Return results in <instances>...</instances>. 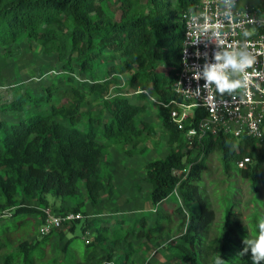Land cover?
I'll use <instances>...</instances> for the list:
<instances>
[{"label":"trees","instance_id":"trees-1","mask_svg":"<svg viewBox=\"0 0 264 264\" xmlns=\"http://www.w3.org/2000/svg\"><path fill=\"white\" fill-rule=\"evenodd\" d=\"M115 1L119 18L108 0H0V47L28 38L60 62L56 75L36 83L37 91L28 85L0 98V264H117L108 245L162 239L166 231L171 240L163 247L172 264H253L251 253L241 252L264 219L261 138L190 137L188 130L203 112L181 129L171 117L172 106L164 105L180 99L173 88L185 13L201 0ZM119 77L124 88L139 90L142 102L132 101L127 91L109 95L114 84H122ZM145 99L157 105L169 134L167 155L145 164L152 218L97 223L91 240L84 238L92 225L77 219L68 223L70 229H56L55 253L56 230L36 232L33 215L46 217L36 202L49 206L53 199L54 205L73 204L72 211L82 213L87 201L97 205L103 193L112 196V149L143 154L155 134V125L144 119ZM245 158L249 161L240 167ZM173 194L182 204L178 223L160 208Z\"/></svg>","mask_w":264,"mask_h":264},{"label":"built area","instance_id":"built-area-1","mask_svg":"<svg viewBox=\"0 0 264 264\" xmlns=\"http://www.w3.org/2000/svg\"><path fill=\"white\" fill-rule=\"evenodd\" d=\"M249 1L201 0L185 13L181 67L173 88L180 99L164 105L172 106L171 117L181 129L186 121H193L199 111L203 112L198 125L188 130L190 137L200 140L224 133L238 138H263L264 15L249 6ZM224 51L245 52L250 59L248 67L242 70L226 69L228 78L238 81L240 86L220 93L214 85L204 88L205 80L195 78L194 73L206 63H215V54ZM246 161L249 158L240 161L239 166ZM82 217L81 212L48 211L40 233L48 234Z\"/></svg>","mask_w":264,"mask_h":264},{"label":"rangeland","instance_id":"rangeland-1","mask_svg":"<svg viewBox=\"0 0 264 264\" xmlns=\"http://www.w3.org/2000/svg\"><path fill=\"white\" fill-rule=\"evenodd\" d=\"M249 4V6H251L255 11H258L260 15H264V0H250ZM107 6L116 18L120 17L121 11L119 9V3L115 0H108ZM54 67H56V70L53 69ZM161 67L163 72H168L167 66L162 65ZM59 68L60 62L58 61L56 54L31 39L25 38L12 46L6 48L0 47V98L2 95L4 97L7 95L9 98L15 96L17 89L23 91L28 85H31L34 91H37V89H35L36 83L45 81L51 75H56ZM41 72L46 73L43 76H40ZM87 77L88 76H86V78ZM81 79L82 78L77 77V81H82ZM117 81L122 84H114L110 89L109 95H113L114 93L120 91H127V95L132 101L142 102L139 98H137L139 91L136 87L129 89L124 88L125 80L123 77H119V80L117 79ZM92 99H94L95 104L99 103L96 96ZM145 100L143 101L147 103L148 110L144 119L155 125V134L149 143V150L143 154H137V156L130 157L112 149V151H114L112 167L114 172V181H116V189L112 195L113 197L107 193L98 202V206L92 205L90 201H87L82 210L83 221L78 222L79 224L82 223L81 225H83L86 222L87 225L91 224L94 220L93 217L98 216L105 218L109 217L108 220L130 218L131 222L143 215L147 217L151 216V211H153L154 206L150 201L149 194L152 188L151 185L144 179L145 164L152 159L167 155L169 152V134L167 129L162 126L157 105L147 99ZM259 143L264 150V135L263 138L260 139ZM195 154L196 151L193 152L192 156ZM50 200L51 204L49 206L41 205L37 202L35 206L42 209L45 215H47L48 211H52L56 214L69 210L72 211L74 206L73 204H61L60 202H57V205H54L53 199ZM181 205L179 196L177 194H173L169 199L160 205V208L166 213H171L174 222L178 223L181 219V215L177 209L181 207ZM111 214L116 216H112ZM33 217L37 223L36 232L39 235H42L40 233V227L46 217L39 214H35ZM64 225L70 229L73 224L64 223ZM95 225L96 224L93 226ZM113 230L112 225H110L108 231L112 232ZM59 231L56 230L54 232L56 238L52 242V249L55 253L60 248V241L58 240ZM77 232L78 237H84L82 230ZM88 232V234H85L84 239L91 240L94 235L91 230H88ZM118 233L120 236L123 235L122 232ZM162 235L164 237L162 239L155 238L141 240L133 238L131 242L128 243L123 241L119 246H116L115 244L108 245V256H111L117 264H172L167 260L165 247H163L164 244L171 240V234L166 231ZM112 247H117L118 249L122 248L121 250L125 254V257L122 253L120 260V256L117 257L115 250L111 249Z\"/></svg>","mask_w":264,"mask_h":264},{"label":"clouds","instance_id":"clouds-1","mask_svg":"<svg viewBox=\"0 0 264 264\" xmlns=\"http://www.w3.org/2000/svg\"><path fill=\"white\" fill-rule=\"evenodd\" d=\"M207 33L209 30H203ZM192 42V41H191ZM195 43V42H192ZM250 56L245 52H229L216 53L214 56L215 63H206L201 71L194 73L195 78L204 79V88H210L213 85L220 92H232L238 88L239 82L228 78L226 69H243L248 67ZM199 89H197L198 91ZM258 231L254 236H247L244 240L245 247L241 254L248 252L252 255L253 264H262L264 262V219L257 224ZM217 264H223L218 261Z\"/></svg>","mask_w":264,"mask_h":264},{"label":"crops","instance_id":"crops-1","mask_svg":"<svg viewBox=\"0 0 264 264\" xmlns=\"http://www.w3.org/2000/svg\"><path fill=\"white\" fill-rule=\"evenodd\" d=\"M139 91V90H138ZM150 97L152 98V96L150 95ZM115 151V150H114ZM114 151H112L113 152V154H114ZM128 156V155H127ZM135 156H137V155H135ZM130 157H134V156H130ZM112 170H113V167H112ZM114 173V172H113ZM115 182V184H116V181H114ZM117 186V185H116ZM107 194V192H105V193H103L102 194V197L100 198V200L103 198V196L104 195H106ZM113 197V196H112ZM96 206H98V205H96ZM112 216H116V215H113V214H111ZM96 218V219H95ZM93 221L91 222V225L93 224H96L97 225V223H98V225L100 224V225H102L105 221H108V219H109V217H107V218H105V217H102V216H98V217H93ZM93 225H92V228L91 229H89V230H93L94 231V228H93ZM122 248H123V245H122ZM121 248V249H122ZM121 249H118V250H116L115 251V254L117 255V256H119V255H122V250ZM123 256L125 257V254L123 253ZM127 257V256H126ZM126 260V259H125ZM125 264V263H124ZM128 264V263H127Z\"/></svg>","mask_w":264,"mask_h":264}]
</instances>
